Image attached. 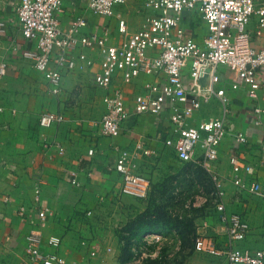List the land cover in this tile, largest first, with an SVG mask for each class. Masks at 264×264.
Returning <instances> with one entry per match:
<instances>
[{
	"label": "crops",
	"instance_id": "crops-1",
	"mask_svg": "<svg viewBox=\"0 0 264 264\" xmlns=\"http://www.w3.org/2000/svg\"><path fill=\"white\" fill-rule=\"evenodd\" d=\"M19 1L0 0V23L4 29L0 34V64H6L5 75L0 78V264H22L26 259L25 238L34 230H38L44 239L57 236V232L48 231L49 226L58 221H69L72 217L62 213L73 209L79 201L74 195H68L71 186L85 193L91 192V188L118 189L121 193L122 175L115 171L114 165L122 152L129 156L132 172L144 176L149 182L159 174L151 175L145 165L152 164L160 173L167 175L173 173L174 161H179L174 148L165 144V139L170 136L166 115L138 114L132 103L137 95L143 93L146 83L162 84L163 77L140 75L125 80L121 73L116 72L108 89L98 88L93 76L102 70L105 56L97 49L78 48L72 54L76 59L75 69L62 73L61 91L58 95L52 94L43 75L21 55V50L28 44L19 31L16 15ZM86 4L87 0H64L63 11L59 15L60 27L67 29L75 17H82L86 26L81 29V35L105 27L111 31L115 44L121 39L116 29L118 20H124L128 31L134 33L141 28L148 13L138 0H126L124 4L115 6L112 18L93 15ZM182 27L199 45L203 44L207 28L198 12L184 13ZM247 30L252 46L262 48L264 29L257 33L256 18L251 20ZM155 52L149 51L148 54ZM78 54L85 55L92 65L86 66ZM215 69L220 80L215 89L225 90L226 105L216 96L205 101L200 97L209 89V75L213 69L208 67L193 79L190 77V60L184 65L182 81L187 96L200 103L187 119V124L196 126L210 119H224L228 130L243 133L247 141L239 144L226 137L217 149V159L209 162L206 168L201 162L183 164L198 165L205 170L210 178L211 192L212 177H216L222 184L221 199L225 212L240 215L248 224L245 238L234 247L261 250L264 249V197L240 189L233 183L230 159L235 158L250 166L252 172L242 171V179L248 188L257 184L264 193V90L251 100L246 86L234 72L223 66ZM234 83L238 88L232 90ZM114 89L122 94L126 118L120 123L119 136L111 138L101 134L100 121L105 112L103 98ZM255 107L262 110L258 117L253 113ZM45 111L62 114L63 121L48 129L40 127L38 119ZM257 118L259 125H255ZM89 150H92L91 155L87 153ZM72 174L76 175L78 185L71 183ZM35 187L40 191L41 203L51 211L47 224L39 222L36 210L32 208ZM94 192L92 190V194ZM209 195L206 196L207 201L198 206L208 205L206 211L209 212L205 218H200L196 237H207L215 242L217 248L223 249L226 247L225 228ZM121 196L130 198L122 193ZM21 209L26 210L24 216ZM67 226L73 229L69 222ZM70 233L73 231H67V235ZM63 244L61 239L59 247L49 248L48 252H54L70 263L83 264L78 252L66 254ZM87 244L83 242L79 247ZM103 250L100 243L88 244L87 250H83L89 253L86 264H98ZM92 252L95 255L92 256ZM210 257L212 264L225 262L223 256Z\"/></svg>",
	"mask_w": 264,
	"mask_h": 264
},
{
	"label": "built area",
	"instance_id": "built-area-1",
	"mask_svg": "<svg viewBox=\"0 0 264 264\" xmlns=\"http://www.w3.org/2000/svg\"><path fill=\"white\" fill-rule=\"evenodd\" d=\"M148 11L141 28L130 33L127 24L120 19L116 23L117 33L121 36L119 43L112 40L111 31L102 27L87 34H80L86 26L82 17H75L67 29H62L59 15L63 11L64 0H20L16 7L19 31L28 44L21 50L23 58L32 62L34 69L43 75L49 91L58 95L61 91V76L65 71L76 67L73 53L78 48L97 49L105 56L102 70L94 74L96 87L108 89L116 72L125 80L140 75H161L162 84L146 83L144 91L135 97L134 111L138 114L148 113L155 116L166 115L170 136L165 139L167 146H172L176 158L182 163L201 162L206 165L217 159L218 148L224 139L231 137L239 144L247 139L243 133L227 129L224 119H210L198 125H188L187 119L199 108L198 100H190L182 81V70L190 60V77L196 79L206 69H213L209 75V89L201 98L205 101L216 96L226 105L224 89H215L220 80L216 67L223 66L234 72L247 88L248 97L256 99L257 93L264 90V46L256 49L252 46L247 30L249 23L256 18V30L264 29V0H138ZM126 0H87L86 6L93 15L112 18L115 6ZM196 11L202 17L207 35L202 45L182 27L184 13ZM4 33L0 23V34ZM156 51V54H148ZM78 58L91 66L92 61L85 55ZM6 64H0V78L5 75ZM238 88L236 83L231 89ZM120 90L114 89L103 98L105 112L100 121V132L106 137L120 134V123L126 118V108ZM1 110V109H0ZM262 110L253 108L258 117ZM63 121V115L45 111L38 119L44 129L51 128ZM260 120H255L259 125ZM92 150L87 152L91 155ZM129 156L122 152L114 168L122 175L121 193L141 199L149 190L150 182L142 175L134 174L130 167ZM233 183L240 189L261 195L257 184L246 186L241 172L251 173L252 168L231 158ZM73 185H78L76 175L72 174ZM213 190L209 199L214 202L219 220L225 228L226 247L217 248L215 242L204 236L195 238L194 249L210 256H223L224 264H264V249L240 250L235 243L242 241L248 230V224L238 214H227L222 202L221 182L212 177ZM207 198V197H206ZM206 198H199L202 204ZM40 191L33 190L32 208L36 217L43 223L51 211L41 203ZM198 206H201L200 204ZM25 209H21L24 216ZM61 239L50 236L44 239L38 230L30 232L25 238L24 253L26 259L22 264H75L50 249L59 247ZM91 255H95L94 252Z\"/></svg>",
	"mask_w": 264,
	"mask_h": 264
},
{
	"label": "rangeland",
	"instance_id": "rangeland-1",
	"mask_svg": "<svg viewBox=\"0 0 264 264\" xmlns=\"http://www.w3.org/2000/svg\"><path fill=\"white\" fill-rule=\"evenodd\" d=\"M145 166L151 175H159L153 180L150 178L144 198L123 197L118 189L91 188V192L85 193L71 186L68 195H74L79 201L62 215L72 218L51 224L48 231L57 232L65 244L66 254L78 252L83 264L89 261V253L83 250L91 243H100L105 249L98 257V264H212L210 255L194 249L199 220L209 212L207 204L198 207L202 204L199 198H206L212 189L208 173L198 165L176 160L173 173L167 175L152 164ZM92 190L96 192L92 194ZM145 215L151 217L159 231L141 232L128 242L130 233L139 229L137 225ZM67 222L73 226L72 230ZM189 226L194 231L193 239L192 234L186 233ZM67 231L73 233L67 235ZM83 242L88 244L79 247Z\"/></svg>",
	"mask_w": 264,
	"mask_h": 264
},
{
	"label": "trees",
	"instance_id": "trees-1",
	"mask_svg": "<svg viewBox=\"0 0 264 264\" xmlns=\"http://www.w3.org/2000/svg\"><path fill=\"white\" fill-rule=\"evenodd\" d=\"M195 210L198 211L199 209H195ZM155 218L158 220L160 218V215H158ZM146 224H148V227L144 226ZM137 226L139 227V229L136 231H133L132 234L130 233V235L128 237V242L130 241V238H132V237L136 238L138 235H140L139 233H141V232H144V231H146V232H157V231H159L158 226L154 223V221L148 215L147 216L145 215L144 217H142V219L139 221V224ZM193 232L194 231L192 230L191 226H189L186 233L192 234ZM184 235H186V234H184ZM193 237H194V235L192 236V239H193ZM195 238H196V236H195ZM195 238H194V241H195ZM125 260H127V259H124L122 261H125Z\"/></svg>",
	"mask_w": 264,
	"mask_h": 264
}]
</instances>
